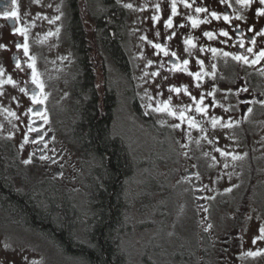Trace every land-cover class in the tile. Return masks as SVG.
<instances>
[{
  "label": "flooded vegetation",
  "instance_id": "1",
  "mask_svg": "<svg viewBox=\"0 0 264 264\" xmlns=\"http://www.w3.org/2000/svg\"><path fill=\"white\" fill-rule=\"evenodd\" d=\"M24 1L0 0V73L7 80L11 78L12 86L18 89L20 97L16 103L20 104L22 97L25 105L22 129H19L21 147L17 151L36 164L37 179L45 183L57 180L60 185L55 189L56 194L63 193L79 210L86 208L85 189L89 197L102 189L103 186L97 184L96 170L103 160L95 148L88 149L89 170L83 177L89 184H80L79 178L82 169L79 161L84 162L80 160V145L91 142L81 139L82 109L88 101L94 100L97 118L106 120L108 137L121 146L130 162L119 195L120 239L126 241L124 238L139 226L130 219L129 209L138 200L134 203L129 192L140 186L134 177L144 162L143 147L135 139L143 136L142 129L146 127L152 131L153 139L160 140L164 147V150H156L151 162H164L169 166L166 172L172 167L178 182L193 194L199 222V264H244L241 252L246 250L245 236L249 231L246 227L255 216L251 210L259 206L264 212V58L257 59L264 50V34L257 35L264 32V16L259 15L257 9L264 5L259 0H251L248 6L237 0H174L176 14L173 15V0H145L142 10L135 15L124 0H75L74 15L82 31L85 63L92 78L90 83L80 82V69L84 70L80 62L81 65L84 62L79 56L81 49L75 46V50L72 48L73 73L67 84L70 115L66 119L62 113L59 116L58 109L52 110L53 103L48 99L53 85L41 73L32 51ZM112 2L122 9L120 17L114 20ZM198 7L206 11L198 13ZM213 11L219 19L211 15ZM5 12H16L17 17H5ZM224 16L229 20L225 21ZM169 17L171 28L166 27ZM192 20L198 21L196 27L192 26ZM131 27L139 28L143 34L141 51L156 73L153 75L156 89L149 95L138 96L132 76L125 46ZM222 31L229 35H221ZM113 32L118 33L123 56L112 53L109 41ZM205 32H212L213 37L204 36ZM189 39L192 43L185 44ZM156 44L161 48H155ZM248 48L253 49L252 53ZM164 50L169 54L165 55ZM173 52L175 56L171 55ZM225 52L231 55L225 56ZM235 55H245L250 62L236 61ZM184 60H188L187 65L183 64ZM253 60L257 62L251 63ZM174 64L179 67L174 68ZM195 73H200L199 79L193 75ZM34 74L36 82H33ZM41 83L45 87H40ZM176 88L180 92L174 91ZM245 88L247 91H243ZM34 94L43 102L34 103ZM197 106L205 111L197 112ZM157 108L162 110L157 111ZM173 112L175 115L171 114ZM182 112L184 119L180 118ZM128 117H132L136 125H128ZM214 117L218 121L215 126ZM190 120L195 122V127ZM74 153L79 160H75ZM173 160L178 161L174 166ZM200 167L206 168L205 175L200 173ZM213 171L220 174L215 176ZM76 178L79 182L72 186ZM157 186L163 190L170 187ZM206 189L231 197L230 204L226 201V204H218L219 218L215 216L209 196L205 195ZM195 192L201 193L200 205L196 203ZM5 198H0L3 218L0 226L25 222L23 219L15 222L13 212L5 207V204L9 206ZM230 207V225L227 223V226L224 220L229 216ZM81 214L75 226L84 227L85 231L87 217ZM263 220L264 215L259 216L261 223ZM94 223L93 219L90 224L94 226ZM221 224L224 227L219 230ZM80 232L74 234L83 240L85 232ZM261 250L257 247L252 253ZM213 252L216 257L211 259Z\"/></svg>",
  "mask_w": 264,
  "mask_h": 264
},
{
  "label": "rangeland",
  "instance_id": "2",
  "mask_svg": "<svg viewBox=\"0 0 264 264\" xmlns=\"http://www.w3.org/2000/svg\"><path fill=\"white\" fill-rule=\"evenodd\" d=\"M63 1L25 0L24 2L32 51L38 59L41 73L47 76L53 85L48 98L54 105H52V110L57 111L58 109L59 116L62 113L67 119L70 115L67 84L73 73L74 54L67 41L65 31L67 8ZM124 1L127 6L130 5L128 8L135 15L139 14L145 3V0ZM142 39L143 34L139 28L131 27L125 40L138 96L141 93L149 95L156 89L153 76L154 67L146 60V54L143 55L141 51ZM7 81L0 73V143L9 141L13 149L15 148L17 151L21 147L19 129H22L25 105L22 102V97L21 103H16L20 93ZM41 85L45 87L43 83ZM128 119L130 120L128 125H136L132 117H128ZM142 133V137L135 139L143 147L144 162L139 174L134 177L140 186L137 190L131 189L129 192L130 199L134 203L138 200L129 209L130 219L133 222L137 221L139 226L124 238V240L127 239L124 243L129 247L130 264H199L201 258L199 222L193 194L178 182L176 174H172V167L170 172H166L165 169L169 168L167 164L162 161L151 162L152 155L156 153V150H164V147L160 140L153 139L150 129L145 127L142 129ZM75 157L77 161L78 155L75 154ZM19 158L27 173L34 171L35 176H39L35 163H25L24 161L29 159L23 154H19ZM177 163L178 161L173 160L172 166ZM80 166L82 168L79 173L81 184L85 181L83 177L89 170V164L79 161ZM225 170L230 173L227 169ZM199 171L203 172V175L207 173L206 168L203 169V167H200ZM219 174L213 171V175L218 176ZM79 178H76L71 185L75 186L79 182ZM157 185H169L170 187L163 190ZM205 192V195L209 196L211 206L215 208V216L219 218L218 209L220 207L218 204H226L225 201L230 204L231 197L211 189H206ZM135 193L137 195L134 197ZM259 199L257 197V200ZM260 209L257 206L256 209L251 210L255 216L251 224L246 227L250 233L246 232V250L241 252L244 264H264V234L260 231L264 227V220L263 223L259 221V216H263L264 212ZM227 212L229 216L224 222L226 225L227 223L230 225L231 207L227 209ZM2 219L0 214V222ZM223 227L224 225L221 224L218 229L222 230ZM80 230L84 232V227L78 229L75 226L74 233H81ZM261 246L263 247L260 248ZM257 247L262 250L253 256L248 254ZM215 257L213 252L211 259ZM0 264H85V262L80 258L64 254L38 232L21 228V226L1 225Z\"/></svg>",
  "mask_w": 264,
  "mask_h": 264
},
{
  "label": "trees",
  "instance_id": "3",
  "mask_svg": "<svg viewBox=\"0 0 264 264\" xmlns=\"http://www.w3.org/2000/svg\"><path fill=\"white\" fill-rule=\"evenodd\" d=\"M75 3V0H66L65 31L73 50L75 46L81 49L79 56L84 64L79 62L84 70L80 69V82L86 84L90 83L92 75L85 63L82 31L74 15ZM121 11L122 9L112 2L113 20L120 17ZM118 40V33L113 32L109 45L112 53L120 57L123 54ZM82 112L81 139L91 141V144L81 142L80 160L87 162L88 149L92 148L98 151L103 160V164L96 170L97 184L103 187L90 197L85 189L86 208L76 209L63 193L56 194L55 189L60 185L57 180L45 183L37 179L34 171L27 173L18 152L9 141L0 143V198L6 197L5 203L8 202L9 206L5 204V207L13 212L15 222L22 219L25 221L13 222L15 225H21L45 236L64 254L80 258L85 264H130L129 247L119 237L120 188L123 176L130 168V162L121 146L108 137L106 120L97 118L98 110L94 100L88 101ZM81 184L87 186L89 181L85 179ZM12 186H15V189ZM81 212L87 217L83 240H79L74 234L75 223L82 215ZM93 219L94 226L90 224Z\"/></svg>",
  "mask_w": 264,
  "mask_h": 264
},
{
  "label": "snow or ice",
  "instance_id": "4",
  "mask_svg": "<svg viewBox=\"0 0 264 264\" xmlns=\"http://www.w3.org/2000/svg\"><path fill=\"white\" fill-rule=\"evenodd\" d=\"M13 2L15 3V0H13ZM222 2H223V0H222ZM237 2L243 4L244 6H248V5L251 3V0H237ZM259 3H260L261 5H264V0H259ZM186 6H187V5H186ZM128 7H130V5H128ZM157 7H158V6H157ZM205 11H206V9H204V8H202V7H198V8H196V12H198V13H199V12H205ZM257 13H258L259 15H261V16H264V7L257 9ZM172 14H173V15L176 14V4H175L174 0H173V4H172ZM4 15H5V17H9V16L14 17V18L17 17V13H16V12H5ZM211 15H212L213 17H215L216 19H219V18H220V17L217 15V13L214 12V11L211 13ZM57 19H58V17H57ZM153 19H158V17H153ZM189 19L191 20L192 18L189 17ZM223 19H224L225 21H228V20H229V17H228V16H224ZM197 24H198V21H196V20H192V26H193V27H196ZM166 27H169V28L172 27V19H171V17H169V19L166 21ZM250 30H251V29H250ZM17 31H21V30H20V29H17ZM261 34H264V32L257 33V35H261ZM173 35H175V33H173ZM221 35H223V36H228L229 33H228L227 31H222V32H221ZM204 36H206V37H208L209 39H211V38L213 37V33H212V32H205V33H204ZM252 42L255 43V40H253ZM184 43H185V44H191L192 41L189 39V40H185ZM240 46L243 47V43H242V42H241ZM17 47L19 48L20 45H17ZM155 48L160 49V48H161V45H160V44H156V45H155ZM201 50H203V49H201ZM211 51H212L213 53H215V52H217V49H211ZM247 51H248L249 53H252L253 49H252V48H248ZM24 52H25V54L27 55V53H28V47H27V44L24 45ZM164 54H165V55H168L169 53H168L166 50H164ZM171 55H172V56H175L176 53L173 52V53H171ZM224 55H225V56H229V55H231V54L225 52ZM259 58H264V50H262V51L259 52L257 59H259ZM233 59H235L236 61H242V62L245 63V64H248V63L250 62L249 59H248V57L245 56V55H235V56H233ZM256 62H257L256 60L251 61V63H256ZM200 63H203V62L201 61ZM183 64H184V65H187V64H188V60H184V61H183ZM17 66H19V65H17ZM173 67H174V68H177V67H179V65H175V64H174ZM153 75H156V73H153ZM193 75H194L197 79L200 78V73H195V74H193ZM7 82H8V83H13V81L11 80V78H9V80H8ZM33 82H36V80H35V74H34V77H33ZM40 87H42V85H40ZM22 91H23V89H22ZM174 91H176V92L178 93V92H180V89H179V88H176V89H174ZM185 91H186V89H185ZM243 91H247V89L245 88V89H243ZM209 95H212V93H209ZM32 100H33L34 103H42V102H43L42 100H38V99H37V95H36V94H34V95L32 96ZM193 100H195V97H193ZM202 101H203V96L201 97V102H202ZM156 110H157V111H161L162 109L157 108ZM196 111H197V112H204L205 109H204V108H201V107H199V106H197ZM248 111L250 112L251 109H248ZM36 114L39 115V113H36ZM171 114H172V115H175L174 112L171 113ZM180 118H181V119H184V114H183V112L180 114ZM217 122H218L217 119L214 117V118L212 119V124H213V126H215ZM189 123H190L191 126H193V127L196 126V124H195L194 121H191V120H190ZM175 127H179V125H175ZM42 158H44V157H42ZM24 162H25V163H30L31 161H30V160H26V161H24ZM260 231H261L262 234H264V227H262V228L260 229ZM253 242L255 243V241H253ZM248 254H249V255H255L256 253H252V252H250V253H248Z\"/></svg>",
  "mask_w": 264,
  "mask_h": 264
},
{
  "label": "water",
  "instance_id": "5",
  "mask_svg": "<svg viewBox=\"0 0 264 264\" xmlns=\"http://www.w3.org/2000/svg\"><path fill=\"white\" fill-rule=\"evenodd\" d=\"M199 195H200V192H197V193H196V196L198 197ZM197 202H199V201L197 200Z\"/></svg>",
  "mask_w": 264,
  "mask_h": 264
}]
</instances>
